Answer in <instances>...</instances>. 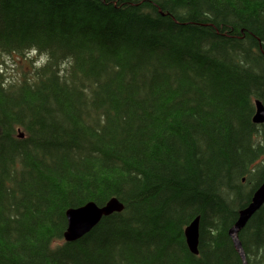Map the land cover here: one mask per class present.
Returning <instances> with one entry per match:
<instances>
[{"label": "trees", "instance_id": "obj_1", "mask_svg": "<svg viewBox=\"0 0 264 264\" xmlns=\"http://www.w3.org/2000/svg\"><path fill=\"white\" fill-rule=\"evenodd\" d=\"M31 54L9 79L4 57ZM257 99L264 0H0V264H243ZM113 197L123 212L65 241L69 209ZM238 235L264 264V206Z\"/></svg>", "mask_w": 264, "mask_h": 264}, {"label": "water", "instance_id": "obj_2", "mask_svg": "<svg viewBox=\"0 0 264 264\" xmlns=\"http://www.w3.org/2000/svg\"><path fill=\"white\" fill-rule=\"evenodd\" d=\"M256 112L253 117L255 124H264V104L260 100L255 102ZM264 206V182L254 192L251 202L239 212V217L229 230L234 245L240 254L243 264H248L247 255L239 238V232L245 228L251 217ZM125 206L116 197L110 199L104 206L89 202L78 208L67 211L68 228L65 232L67 243L75 242L89 234L100 222L113 214L121 213ZM190 252L197 256L200 248V216H197L184 231Z\"/></svg>", "mask_w": 264, "mask_h": 264}, {"label": "rangeland", "instance_id": "obj_3", "mask_svg": "<svg viewBox=\"0 0 264 264\" xmlns=\"http://www.w3.org/2000/svg\"><path fill=\"white\" fill-rule=\"evenodd\" d=\"M30 58L33 59V63L28 60H25L21 56H5L4 59L9 79L11 77L20 76V70H24L27 73H30L34 64H42L46 60L44 55L31 54Z\"/></svg>", "mask_w": 264, "mask_h": 264}, {"label": "bare ground", "instance_id": "obj_4", "mask_svg": "<svg viewBox=\"0 0 264 264\" xmlns=\"http://www.w3.org/2000/svg\"><path fill=\"white\" fill-rule=\"evenodd\" d=\"M24 136V134L22 133V134H20V137L22 138Z\"/></svg>", "mask_w": 264, "mask_h": 264}]
</instances>
